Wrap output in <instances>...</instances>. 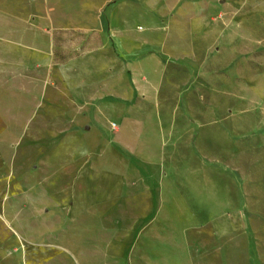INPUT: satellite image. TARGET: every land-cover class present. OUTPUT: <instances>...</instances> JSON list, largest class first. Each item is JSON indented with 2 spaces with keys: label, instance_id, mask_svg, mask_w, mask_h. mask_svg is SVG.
I'll return each mask as SVG.
<instances>
[{
  "label": "crops",
  "instance_id": "crops-1",
  "mask_svg": "<svg viewBox=\"0 0 264 264\" xmlns=\"http://www.w3.org/2000/svg\"><path fill=\"white\" fill-rule=\"evenodd\" d=\"M47 2L49 15L56 10ZM22 6L18 2L13 11L0 6V264H264V245L251 241L258 235L245 230V219L232 210L230 196L216 192L215 182L202 177L198 168L172 162L181 156L179 135L167 134L159 118L158 148L150 144L146 129L151 121L136 113L123 115L116 127L108 123L99 133L126 143L134 153L154 157L153 163L131 161L104 169L87 153L63 149L58 153L61 162L48 167L46 159L54 153L40 143L54 140L55 133L54 105L44 100L45 81H50L55 66L85 60L56 65L54 31L86 27L94 20L76 8L78 20L63 14L57 25L50 14L36 23L28 15L38 9L25 14ZM8 13L14 16L10 19ZM131 13V0H115L108 11V32L102 36L105 49L96 53L99 58H91L95 68L62 72L70 89L81 91L79 101L67 103L63 113L64 148L72 139L81 141L93 133L97 125L85 108L102 99L103 89L111 95L118 91L116 78L126 75L120 63L141 82L135 92L145 102L132 107L134 111H146V100H159L169 59L157 42L130 41ZM111 53L116 54L113 59ZM43 170V180H29ZM37 196L46 197V203ZM216 197L224 206L218 213ZM42 220L55 226L40 231ZM8 233L19 242L13 249L3 245Z\"/></svg>",
  "mask_w": 264,
  "mask_h": 264
},
{
  "label": "rangeland",
  "instance_id": "rangeland-1",
  "mask_svg": "<svg viewBox=\"0 0 264 264\" xmlns=\"http://www.w3.org/2000/svg\"><path fill=\"white\" fill-rule=\"evenodd\" d=\"M102 1L49 0V5L56 10L50 14L55 16L57 25L63 14L78 20L76 8L88 12L87 16L94 22L86 27L54 31L56 65L77 58L85 60L55 66L50 81H45L48 86L44 100L54 105V126L50 128L55 133L54 140L40 143L54 153L46 159L48 167L61 162L63 158L58 153L63 149L87 153L104 169L131 161L153 163L154 157L134 153L126 143L99 133L107 129L108 123L121 124L123 115L136 113V117L151 121L146 129L151 135L150 144L158 148L161 144L159 118L166 124L167 134L179 135L176 144L181 156L173 157L172 162L183 168H198L202 177L213 180L216 192H226L232 200V210L243 215L245 230L257 233L251 241L264 245V0H131L133 13L128 38L137 43H159V50L169 59L159 100L155 104L146 100V111H134L132 107L145 102L135 92L141 82L127 64L120 63L126 75L116 78L118 91L111 95L103 89L102 99L85 108V113L97 125L93 133L81 141L72 139L66 144L70 146L64 148L62 139L67 127L63 124V113L67 103L79 101L81 91L70 89L68 78L62 72L95 68L91 58L105 49L102 36L108 32V11L115 0L101 6ZM18 2H22L25 14L38 9L28 15L36 23L50 17L46 12L47 0H0V6L13 11ZM99 26L103 29H98ZM90 92L88 89L87 95ZM25 144L30 143L22 145ZM16 146L21 147L20 143ZM14 173L20 176L17 169ZM46 174L40 171L29 180L41 181ZM180 183L187 189L185 183ZM44 198L36 197L41 204L46 203ZM221 201L215 198V213L224 207ZM45 220L38 226L40 231L55 226ZM4 241L7 248L13 249L19 244L11 234Z\"/></svg>",
  "mask_w": 264,
  "mask_h": 264
},
{
  "label": "built area",
  "instance_id": "built-area-1",
  "mask_svg": "<svg viewBox=\"0 0 264 264\" xmlns=\"http://www.w3.org/2000/svg\"><path fill=\"white\" fill-rule=\"evenodd\" d=\"M112 126H113V127H116V124H115V123H113V124H112Z\"/></svg>",
  "mask_w": 264,
  "mask_h": 264
}]
</instances>
